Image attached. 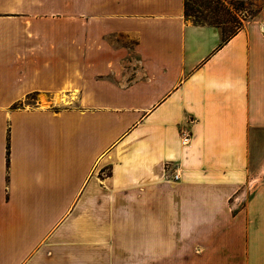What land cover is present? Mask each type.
Returning <instances> with one entry per match:
<instances>
[{"label": "crops", "instance_id": "0c3cea01", "mask_svg": "<svg viewBox=\"0 0 264 264\" xmlns=\"http://www.w3.org/2000/svg\"><path fill=\"white\" fill-rule=\"evenodd\" d=\"M75 3L0 0V264H264V20Z\"/></svg>", "mask_w": 264, "mask_h": 264}, {"label": "rangeland", "instance_id": "374dc122", "mask_svg": "<svg viewBox=\"0 0 264 264\" xmlns=\"http://www.w3.org/2000/svg\"><path fill=\"white\" fill-rule=\"evenodd\" d=\"M75 0H53V9H75ZM186 17L217 27L226 39L250 21L264 20V0H186ZM76 14L53 13L54 23Z\"/></svg>", "mask_w": 264, "mask_h": 264}, {"label": "built area", "instance_id": "2783aa9c", "mask_svg": "<svg viewBox=\"0 0 264 264\" xmlns=\"http://www.w3.org/2000/svg\"><path fill=\"white\" fill-rule=\"evenodd\" d=\"M191 137H192V132L191 131H184L182 133V142L184 145H187L190 140H191ZM167 168L169 169V165L167 166ZM173 179L174 180H179L180 179V174L178 172L174 173L173 174Z\"/></svg>", "mask_w": 264, "mask_h": 264}, {"label": "trees", "instance_id": "16d2710c", "mask_svg": "<svg viewBox=\"0 0 264 264\" xmlns=\"http://www.w3.org/2000/svg\"><path fill=\"white\" fill-rule=\"evenodd\" d=\"M185 9H186V0H185ZM186 11V10H185ZM185 14H186V12H185ZM196 24V23H195ZM238 31H236L234 34H236ZM234 34H232L230 37H228V38H226V39H224L223 38V41L224 42H226L229 38H231Z\"/></svg>", "mask_w": 264, "mask_h": 264}]
</instances>
